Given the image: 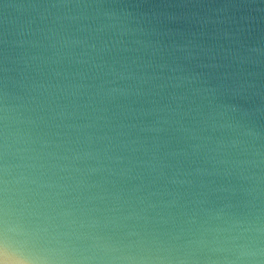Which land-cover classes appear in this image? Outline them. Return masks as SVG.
<instances>
[{"label":"clouds","instance_id":"1","mask_svg":"<svg viewBox=\"0 0 264 264\" xmlns=\"http://www.w3.org/2000/svg\"><path fill=\"white\" fill-rule=\"evenodd\" d=\"M0 264H264V0H0Z\"/></svg>","mask_w":264,"mask_h":264}]
</instances>
